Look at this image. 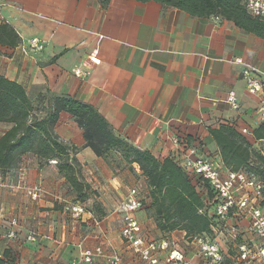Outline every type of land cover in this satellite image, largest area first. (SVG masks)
I'll return each instance as SVG.
<instances>
[{
  "label": "crops",
  "instance_id": "obj_1",
  "mask_svg": "<svg viewBox=\"0 0 264 264\" xmlns=\"http://www.w3.org/2000/svg\"><path fill=\"white\" fill-rule=\"evenodd\" d=\"M1 22L20 41L0 44V75L18 83L34 105L46 92L89 104L116 136L158 160L173 159L169 138L177 136L196 146L197 154L221 161L208 132L221 125L264 151V137L254 136L264 124L257 111L260 96L246 90L242 67L233 61L241 58L264 73V37L228 20L136 0H108L105 6L102 0H0ZM33 38L43 42L41 51L28 47ZM230 92L236 108L227 101ZM8 127L0 123V135ZM243 128L248 133L242 134ZM54 132L77 147L80 179L92 193L79 202L55 161L39 164L31 153L21 156L19 168L0 170V258L8 252L5 263L69 264L80 250L100 244L106 255L120 253V264H143L120 237L117 206L131 188L144 198L135 212L141 235L170 238L192 262L202 263L196 246H186L184 231L160 232L147 215L149 193L137 165L116 155L97 157L66 112L59 113ZM33 186L43 189L35 198L29 193ZM70 203L85 211L74 215L67 209ZM9 230L13 237L7 236ZM240 230L246 237L247 221ZM30 234L35 241L28 239ZM217 241L224 252L231 251L221 234ZM106 255L90 264H109ZM224 264L238 263L225 258Z\"/></svg>",
  "mask_w": 264,
  "mask_h": 264
},
{
  "label": "trees",
  "instance_id": "obj_2",
  "mask_svg": "<svg viewBox=\"0 0 264 264\" xmlns=\"http://www.w3.org/2000/svg\"><path fill=\"white\" fill-rule=\"evenodd\" d=\"M153 1L161 7H172L191 16H217L232 22L246 33L264 37V16H253L242 0H136ZM108 0H102L106 5ZM20 39L7 23H0V44L15 46ZM36 110L43 115L36 117ZM71 115L82 131L84 146L97 157L120 156L129 165L138 166L148 188L147 211L160 232L182 230L187 239L197 235L211 236L214 217L200 212L203 207L199 185L189 178L176 162L166 157L158 160L147 150L139 149L126 139L116 136L106 119L91 105L67 96H40L35 105L24 89L15 81L0 75V123L9 127L0 135V170L20 167L21 156L34 154L39 164L51 159L75 194L84 202L92 193L80 179L79 165L74 158L77 147L66 144L54 132L59 113ZM219 151L223 167L229 170L246 169L264 181V151L252 149L250 144L231 126L209 129ZM256 138L264 137V124L254 131ZM73 153V155H71ZM103 215L99 213L98 216ZM230 253H232L230 251ZM4 252L0 264L5 263Z\"/></svg>",
  "mask_w": 264,
  "mask_h": 264
},
{
  "label": "built area",
  "instance_id": "obj_3",
  "mask_svg": "<svg viewBox=\"0 0 264 264\" xmlns=\"http://www.w3.org/2000/svg\"><path fill=\"white\" fill-rule=\"evenodd\" d=\"M246 10L253 16H264V0H242ZM215 20L219 18L214 16ZM30 49L41 51L43 42L37 38L28 41ZM241 65V76L245 81L246 90L260 96L257 111L264 121V73L245 63L241 58H234ZM78 74L79 70H75ZM227 101L236 108L233 92ZM242 134L248 133L243 128ZM174 146L173 160L182 171L199 185L203 207L200 212H206L214 217L211 225L212 235H197L187 239L186 246H196L202 263L192 262L184 247L166 237L147 239L141 235V224L135 212L143 207L142 198L136 188H131L122 196L117 206L121 216L122 227L120 237L127 250L136 254L143 264H224L225 258L238 264H264V181L253 172L246 169L229 170L223 167L220 160L206 154H197L194 145H188L177 136H170ZM22 185V184H21ZM43 192L40 186H33L29 193L35 198ZM67 209L74 215L82 214L85 209L79 203H70ZM243 220L247 221L246 237L240 230ZM222 235L225 244L231 245V254L220 247L217 236ZM8 237L14 236L9 230ZM29 240L35 241L36 235L30 234ZM106 255L102 245L91 249H82L77 258L69 264L80 262L90 264L95 257ZM109 264H120L121 254L110 252L106 255Z\"/></svg>",
  "mask_w": 264,
  "mask_h": 264
},
{
  "label": "rangeland",
  "instance_id": "obj_4",
  "mask_svg": "<svg viewBox=\"0 0 264 264\" xmlns=\"http://www.w3.org/2000/svg\"><path fill=\"white\" fill-rule=\"evenodd\" d=\"M43 111L41 110V111H39V110H36V112L33 114L34 116H36V117H40V116H42L43 115ZM21 162V161H20ZM147 215L148 216H150V213L147 211Z\"/></svg>",
  "mask_w": 264,
  "mask_h": 264
}]
</instances>
